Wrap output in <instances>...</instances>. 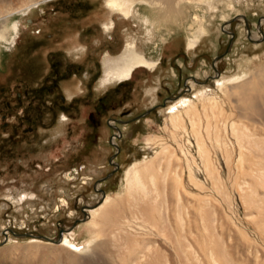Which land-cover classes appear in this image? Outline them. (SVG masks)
I'll use <instances>...</instances> for the list:
<instances>
[{"label": "rangeland", "instance_id": "obj_1", "mask_svg": "<svg viewBox=\"0 0 264 264\" xmlns=\"http://www.w3.org/2000/svg\"><path fill=\"white\" fill-rule=\"evenodd\" d=\"M227 1L177 15L139 4L124 16L107 0H40L6 16L8 37L19 26L14 41L0 40V253L10 252L0 264H79L85 255L42 236L95 234L89 209L101 189L117 221L131 220L115 235L104 224L108 264H264V119L242 106L264 89L216 81L247 71L260 84L264 0ZM197 15L207 31L190 48ZM130 44L158 65L109 79ZM181 97L195 106L175 117ZM111 159L120 167L109 175ZM135 162L155 174H144L149 194L138 201L125 189ZM151 204L161 215L144 212Z\"/></svg>", "mask_w": 264, "mask_h": 264}, {"label": "bare ground", "instance_id": "obj_2", "mask_svg": "<svg viewBox=\"0 0 264 264\" xmlns=\"http://www.w3.org/2000/svg\"><path fill=\"white\" fill-rule=\"evenodd\" d=\"M9 0H0V23L4 24L7 20L6 16H11L17 11L24 10L28 7H30L32 4H36L40 0H22L19 3H10ZM216 0H107L109 3V7H111L114 10H118L121 14L124 16H130L131 14L135 13L138 9L136 8L139 4H146L149 6H153L155 8H158L161 13L166 15H177L180 13H183V7L188 4H196L197 6H200L202 4H207L208 7L213 8ZM227 5L229 7H233L232 0L227 1ZM198 21V29L197 33L194 34V38H190L189 46L190 48L195 47L197 41L199 38L203 36L204 33H206L207 29L204 24V19L202 16L197 15L196 16ZM146 24L153 26L154 22L150 18L149 15H145L144 18ZM18 26L19 23L14 21L12 24L8 26L10 32V36H7V33L3 30H0V40H10L9 38L12 36V41L15 40V37L18 33ZM1 28H6L4 25H0ZM15 33V34H13ZM148 65L151 67H155L158 65L156 61L149 60V58L138 52L134 44H130L128 47V52L124 57V60L116 64L114 66H110L108 71V78L113 79H124V78H130L133 75L134 70L139 66ZM260 76V81L258 85L252 84V80L248 79L251 76L248 75L247 71H243L241 74H236L229 77H221L217 79V86L221 88H227L229 85H233V87H239L242 90H255L259 91L260 89H264V71H261L258 73ZM249 76V77H247ZM248 80H247V79ZM246 79L243 83H241V80ZM240 83V84H239ZM235 84V85H234ZM260 85V87H259ZM193 88V85L191 84V87ZM253 95V94H252ZM250 96V94H245L244 98H242V106L244 109H247L251 111L252 113L259 114L261 118L264 119V95L261 93H257V96ZM261 98H259V96ZM208 96V93L206 90H199L195 92V97L202 98ZM210 100L214 97L209 96ZM215 100V99H214ZM194 99L191 97H181L175 102L169 106L170 113L177 117L179 115V108H192L194 107ZM234 132L237 131L235 127V123H232ZM146 162V160H144ZM139 161V162H144ZM153 167L151 164H146L143 168L140 167L138 162H135L134 164L129 165V167L125 171V189L126 193L138 201L140 197L148 196L149 190L147 189V182L145 180L144 174L148 173V178L151 182H154L155 180V174L153 172ZM178 181V180H177ZM27 193L24 194V196H21L22 198L26 196ZM29 195V194H28ZM141 195V196H140ZM27 197V196H26ZM13 198V197H12ZM155 198V197H154ZM112 198L110 195H105L103 199V203L96 207H91L89 211L91 212V216L93 219L92 224L96 227H99V230L94 234L91 233V235L84 240L82 243L78 242L75 237V231L74 230H67L63 233V237H61V240L59 242H56V244H59L63 248H67L73 253H77L80 255H85L82 259L73 258L74 260L78 261L79 264H108L107 259L104 257L103 253L105 251H108L107 247V241L100 240L101 233L103 231L104 224L112 225V234L115 235L118 231H123L125 228H128L131 225V220L128 218H125L124 220L117 221V217H121V210H115L110 208L112 206ZM149 202V201H148ZM152 202V201H151ZM159 205L151 204L150 206H146L143 210L148 215H154L156 212L161 215V208L158 207ZM261 208V204L260 207ZM143 212V211H142ZM262 219H264V208L262 209ZM95 218L100 219L99 221L95 220ZM152 218V217H151ZM154 218V217H153ZM102 228V229H101ZM9 250H5L3 253H0V262H4L9 257ZM129 259V258H128ZM126 257L122 260L125 264H133L132 260H128ZM138 259V258H136Z\"/></svg>", "mask_w": 264, "mask_h": 264}, {"label": "water", "instance_id": "obj_3", "mask_svg": "<svg viewBox=\"0 0 264 264\" xmlns=\"http://www.w3.org/2000/svg\"><path fill=\"white\" fill-rule=\"evenodd\" d=\"M188 84V83H187ZM188 88H190V84H188ZM117 120H119V121H121V122H126V121H128L129 119H117ZM115 127L117 128V129H119V131L121 130V128H120V126H118L117 124H115ZM113 141V140H112ZM116 145H117V143L115 142V141H113ZM118 146V145H117ZM101 191H102V197H101V199H100V201H99V203L103 200V198H104V196L106 195V191L104 190V189H101ZM88 205V207H90V206H95V205H97V204H95V205H90V204H87ZM84 211L86 212V214L87 215H89V213H88V210H86L85 208H84ZM85 218H86V216H85ZM84 218V219H85ZM30 234V233H29ZM62 235H63V228L61 229V233H60V236L58 237V238H52V237H49V236H47V235H43L42 237L43 238H45V239H47V240H51V241H54V242H59L60 240H61V237H62ZM41 236V235H40Z\"/></svg>", "mask_w": 264, "mask_h": 264}, {"label": "flooded vegetation", "instance_id": "obj_4", "mask_svg": "<svg viewBox=\"0 0 264 264\" xmlns=\"http://www.w3.org/2000/svg\"><path fill=\"white\" fill-rule=\"evenodd\" d=\"M119 150V147L117 146V151ZM116 151V152H117ZM111 162L113 163V165H114V168H113V170L111 171V173H109V175L110 174H112L113 172H115L117 169H119V167H120V164H119V162L118 161H116L115 159H111Z\"/></svg>", "mask_w": 264, "mask_h": 264}]
</instances>
